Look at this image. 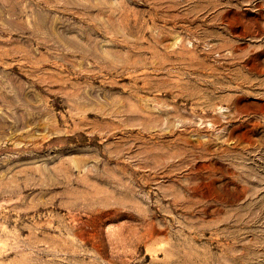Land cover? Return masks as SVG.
Segmentation results:
<instances>
[{
    "label": "rangeland",
    "instance_id": "1",
    "mask_svg": "<svg viewBox=\"0 0 264 264\" xmlns=\"http://www.w3.org/2000/svg\"><path fill=\"white\" fill-rule=\"evenodd\" d=\"M0 264H264V0H0Z\"/></svg>",
    "mask_w": 264,
    "mask_h": 264
}]
</instances>
